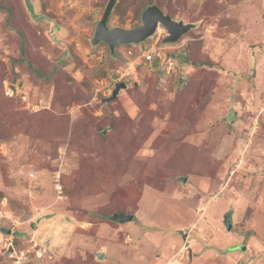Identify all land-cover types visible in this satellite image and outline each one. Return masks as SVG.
Masks as SVG:
<instances>
[{"label":"rangeland","instance_id":"obj_1","mask_svg":"<svg viewBox=\"0 0 264 264\" xmlns=\"http://www.w3.org/2000/svg\"><path fill=\"white\" fill-rule=\"evenodd\" d=\"M153 1L0 0V264H264V0Z\"/></svg>","mask_w":264,"mask_h":264},{"label":"water","instance_id":"obj_2","mask_svg":"<svg viewBox=\"0 0 264 264\" xmlns=\"http://www.w3.org/2000/svg\"><path fill=\"white\" fill-rule=\"evenodd\" d=\"M118 0H110L102 19L98 22L96 32L93 38V44H105L108 46L112 54L115 53L116 48L119 46L127 45H139L152 38L159 27L162 26L167 31L165 37V44H175L184 35H186L193 27L192 24H184L183 22H177L170 15L164 13V11L156 4L148 6L142 13V24L133 29L114 28L110 29L108 23L111 18V13ZM125 88L124 84L119 85L115 92V97L118 95L120 89ZM135 218L134 214L131 215H115L112 220L120 223L132 222ZM226 224L228 229H232L231 221L226 218ZM245 250V247L242 248ZM102 254L98 255L99 259H102Z\"/></svg>","mask_w":264,"mask_h":264},{"label":"built area","instance_id":"obj_3","mask_svg":"<svg viewBox=\"0 0 264 264\" xmlns=\"http://www.w3.org/2000/svg\"><path fill=\"white\" fill-rule=\"evenodd\" d=\"M163 48L152 46L149 49L145 50L142 57L146 60L148 63H156L157 65L161 66L163 68V71L165 74H171L175 71V65L177 62L176 56L172 55L168 57L162 50ZM131 55V53H129ZM130 63H128L129 65ZM130 71L133 69L132 66L129 67ZM121 75V73H120ZM123 77H118L116 81H122L125 80V78L130 76V72L128 71Z\"/></svg>","mask_w":264,"mask_h":264},{"label":"trees","instance_id":"obj_4","mask_svg":"<svg viewBox=\"0 0 264 264\" xmlns=\"http://www.w3.org/2000/svg\"><path fill=\"white\" fill-rule=\"evenodd\" d=\"M154 4V1L153 0H149L148 2H147V4H146V6H145V8H147L148 6H150V5H153ZM158 6V5H157ZM117 90V89H116ZM116 90L114 91V94H113V99H115L116 97H118V95L115 97V92H116Z\"/></svg>","mask_w":264,"mask_h":264},{"label":"clouds","instance_id":"obj_5","mask_svg":"<svg viewBox=\"0 0 264 264\" xmlns=\"http://www.w3.org/2000/svg\"><path fill=\"white\" fill-rule=\"evenodd\" d=\"M157 33V32H156Z\"/></svg>","mask_w":264,"mask_h":264}]
</instances>
